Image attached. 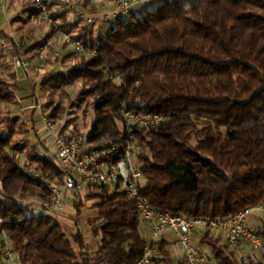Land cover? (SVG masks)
Segmentation results:
<instances>
[{
  "label": "trees",
  "instance_id": "obj_1",
  "mask_svg": "<svg viewBox=\"0 0 264 264\" xmlns=\"http://www.w3.org/2000/svg\"><path fill=\"white\" fill-rule=\"evenodd\" d=\"M78 2L91 12L89 0ZM48 9L65 34L97 51L91 58L74 52L85 60L39 84L40 94L51 87L54 95L83 82L80 101L93 97L95 119L82 144L94 150L126 141L120 116L124 102L134 111L167 116L157 131H133L140 150L141 193L155 208L174 216L228 219L264 205V0H152L100 33L56 2ZM34 12L32 1L29 17ZM55 34L52 28L50 36ZM45 41H34L26 53L37 56ZM104 66L118 71L125 85L107 80ZM1 67L0 233L9 236L20 264H137L147 240L135 204L119 189H87L97 214L92 224L98 245L93 251L81 230L70 239L55 218L26 209L29 200L52 199L29 170L57 184L62 173L54 159L36 148L22 163L26 145L12 142L18 134L16 120L2 114L10 113L16 85L1 79ZM59 106L49 112L43 107L55 122ZM74 207L79 218L82 207ZM250 229L264 239V218ZM203 244L217 264H243L239 253L209 233ZM255 254L248 255L251 264H264V252ZM158 260L175 264L163 243Z\"/></svg>",
  "mask_w": 264,
  "mask_h": 264
},
{
  "label": "built area",
  "instance_id": "obj_2",
  "mask_svg": "<svg viewBox=\"0 0 264 264\" xmlns=\"http://www.w3.org/2000/svg\"><path fill=\"white\" fill-rule=\"evenodd\" d=\"M35 12L30 16L32 22L41 20L55 29L56 34L65 43L72 46L77 55L86 58L95 57L96 50L85 48L81 40L73 39L69 34L63 33L60 25L51 16L48 9L50 0H33ZM61 8L73 13L85 25L94 27L98 24H110L119 18L127 16L134 8L150 3L152 0H113L111 10L99 13H87L81 9L78 0H54ZM0 7H4L0 0ZM30 41L21 39L14 30L0 31V49L7 55H13L15 69H21L29 76L31 63L27 57ZM51 47V41L43 46V51ZM44 60V55L40 56ZM104 76L107 80L119 85H125L123 76L118 71H113L104 66ZM36 104L34 109L39 113L49 144L55 150V161L62 173V183L38 173L30 172L31 177L43 184L52 194L51 201L29 200L41 208L44 217L59 216L63 202L67 195L84 194L90 186L108 185L113 190L119 189L125 193L135 206L139 218L143 223L150 225L151 235L146 239L147 246L137 264H163L158 260L159 246L167 231H171L177 239V244L183 252L185 264H206L207 258L199 246L198 234L215 233L218 231L226 235L228 249L240 254L243 264H251L250 257L245 253L243 245H248L256 254L264 252V239L248 227V219L259 212L264 215V205L247 208L232 218L203 219L174 216L155 208L149 199L141 193L143 174L136 163L138 140L134 135V128L148 132L157 131L165 124L169 117L155 113L134 111L129 109L124 102L120 105L121 128L127 137L124 142L110 143L104 149L83 151V141L74 134H65L62 123H57L48 117L40 102L39 96L33 92ZM120 152L114 160V155ZM30 205V204H28ZM4 224L0 220V226ZM0 256L10 264H20V259L15 253L9 236L0 233Z\"/></svg>",
  "mask_w": 264,
  "mask_h": 264
},
{
  "label": "rangeland",
  "instance_id": "obj_3",
  "mask_svg": "<svg viewBox=\"0 0 264 264\" xmlns=\"http://www.w3.org/2000/svg\"><path fill=\"white\" fill-rule=\"evenodd\" d=\"M32 1L33 0H28V1L26 0L27 6L28 5L31 6ZM4 11L0 7V26L6 25L7 22H9L13 18V15H14L13 12H9V11L6 15V13H4ZM87 13H90V12H87ZM65 17L70 18L66 15H65ZM8 19H9V21H8ZM70 19L73 20L74 17L72 16ZM28 21L32 24V26L30 27V30H31L30 32L32 34L35 33L36 31L37 32L41 31L43 33V32H46L48 29L49 30L52 29L51 25H49L48 23L41 21L39 19L32 22L30 20V17H29ZM25 28L23 29V30H25V33L23 35V37H24L23 39L30 41V46H31L34 42V38H33V36H31L29 34L30 32L26 31ZM15 33L17 34V36L22 37L16 31H15ZM55 35H54V37H57V38L60 37L57 34H55ZM49 40L51 41V45H52V43H53L52 40L51 39H49ZM46 42L47 41H45V43ZM45 43L42 44V47L39 49V51L37 53V56H36L37 60L41 63L44 62L45 65L48 63H50V64L58 63V58H56L55 55H56V53H59L58 50H60V49L63 50L64 46H60L59 43H57L56 46L50 47L48 50L43 51V46ZM28 49H29V47H28ZM68 51H69L68 53H73L74 52L73 47L70 46V48H68ZM1 54H5V53L0 49V57L2 56ZM42 54L44 55V60L40 59V56ZM27 57H28V55H27ZM28 59H29V57H28ZM65 59H66L65 60L66 62L65 61L63 62V60L61 62H59L60 64L62 63L61 65L63 68L71 67L73 65H78V64L82 63V61L85 60L81 56L74 57V55H71V54L69 55V57H67ZM1 62H2V60L0 61V63ZM1 65L2 64H0V66ZM1 70H2L1 79L12 83L11 78H9V75L11 73L10 67L9 66L4 67L2 65ZM19 71L22 75H25V77L27 76L23 70H19ZM38 76H39L38 78L43 77L42 80L45 81V79H48L49 73L38 72ZM28 77L33 78L32 75L28 76ZM36 79H37V77H35V79L32 81L33 84H34ZM42 80L40 79L37 82L38 86L36 87L35 92L39 96L41 104L44 105L43 107L46 109L47 112H49L53 108H55L57 105H60L59 106L60 110H59L58 119H56L57 123H62V126L64 125L66 128L72 127L73 132H71V134L76 135L80 141L84 142L85 139L91 134V130H92L94 119H95V114L93 111V101H94L93 97H87V98H85L84 101H82V102L80 101V94L84 89H86L85 86L83 85V82L79 81V82L74 83L71 87L62 88V89L58 90L54 95H50L51 94L50 93L51 87H48L46 92H44L42 95L39 93V87H40L39 84L42 82ZM34 85L36 86V84H34ZM5 90L10 91L9 89H5ZM35 103H36V100H35ZM46 104H48V106H50V107L47 108L45 106ZM19 126L20 125L17 126V128H18L17 133L18 134H16V136L13 138L12 142L13 143H20L23 146L26 145V149L22 153V155H23L22 163L24 164L26 161L25 157L26 156L29 157L30 153H32V151L35 149V147H34L33 143L27 142L28 141L27 129L26 128L23 129L22 126L21 127H19ZM82 135L85 138H83ZM82 150L85 152L88 151L89 146L85 144L83 146ZM137 153H140V150H138ZM136 158H137V155H136ZM136 163L139 164L138 159L136 160ZM29 171L35 172L34 170H29ZM88 194H89V191L87 190L84 194H81L77 197H76V195L75 196L74 195L72 196L71 194L67 195V197L65 198V200L63 202L62 209L59 213V216H56L55 219L62 225L63 230L65 231L66 235L70 239H72V237L75 235L77 230H81L85 236V239L88 243L89 248L93 251L97 248V245H98V238L95 236V233H94V227L95 226L92 224L93 219L96 217L95 216L96 211L93 208L94 201L88 200ZM75 203H76V205L82 207V214L79 218H77V216H76V209L74 207ZM28 204H30V203H27L26 206H29ZM30 209H32V206H31V208L29 207V211H30ZM35 213L41 214V208L39 207L37 212H35ZM255 217H259V221L262 222L264 215L259 213V212H255L250 218H255ZM260 222H259V224H260ZM255 227H256L255 224H253L252 229ZM246 247L248 249V252H246L247 255H249V256L253 255L254 256L255 252H253L248 245H246Z\"/></svg>",
  "mask_w": 264,
  "mask_h": 264
},
{
  "label": "crops",
  "instance_id": "obj_4",
  "mask_svg": "<svg viewBox=\"0 0 264 264\" xmlns=\"http://www.w3.org/2000/svg\"><path fill=\"white\" fill-rule=\"evenodd\" d=\"M28 1V0H27ZM90 1V13H99V12H105L108 10L113 9L114 3L113 0H89ZM55 2L54 0L49 1V5ZM4 7L1 8L4 13L13 12V18L7 22L6 25L0 26L1 31L8 32L10 29H13L21 36L24 35L25 30H23L25 27L27 32H30V27L32 24L28 21L29 19V9L31 6H27L26 0H3ZM64 11V10H63ZM7 18V17H6ZM106 27H108V24H98L94 26V29L97 31V33L102 32ZM31 36H33L34 41H40L42 42L45 38H47V41L49 39L52 40L51 47L56 46L57 43H59L60 46H64L63 50H58L59 53H56L55 57L58 58V63L56 64H44V62H39L37 60V57L34 54H27L31 63V73L29 76H33V78H30L28 76L25 77V75H22L19 70L21 69H15L13 65V55H7L3 54L2 58V65L4 67L9 66L11 69V74L13 75L11 78V82L16 85V92H15V101L10 105V113L3 111V117L6 119L11 118L15 121L17 131V126L23 127V129H27V136L28 141L30 143H33L34 147L42 154L51 157L55 160V150L54 148L49 144V140L45 134V131L43 129L42 123L39 119V113L37 110H35L33 107L36 104L35 98H33V102L30 103L31 95H33V92L36 90V87L34 84H37V82L43 77L38 78V72H45L49 73V76H51L55 72L64 71L66 68L62 67V63L60 64L62 60L64 61L65 56L69 57V55H74L73 53H68V48H70L69 45H66L65 42L61 38L51 37L50 36V30L48 29L46 32L36 31L35 33H29ZM51 37V38H50ZM66 62V61H65ZM68 65V64H67ZM66 65V66H67ZM50 68V69H49ZM37 77V81L35 80L33 84V80ZM64 128V125H63ZM65 134H71L73 132L72 127H68L63 129ZM83 138H85L82 135ZM85 144H83L84 146ZM73 196V195H72ZM75 196V195H74ZM30 209L29 211V207ZM28 208V209H27ZM38 205L35 202H31L29 206H26V209L29 211V213H35L38 210ZM32 211V212H31ZM97 216V214H95ZM259 217L255 218H249L248 219V226L252 228L253 224L255 226H259ZM141 233L143 236L147 239L151 235V227L150 225L146 223H141L140 226ZM206 234V233H205ZM204 234V235H205ZM203 235V236H204ZM203 236L198 234L199 240V246L202 249L203 253L207 254L208 257L210 256L211 259L207 260L206 264H217L216 260H214L212 256V251L209 249L206 245L203 244ZM211 238L217 240L220 245L226 246V235L221 232H215L210 234ZM161 243L165 246L166 251L169 253L170 258L175 264H179L180 262H184V255L182 250L177 244V239L173 235L171 231H167L165 235L163 236ZM243 249L246 252H248V249L246 245H243ZM247 254V253H246ZM0 264H10L5 258L0 256Z\"/></svg>",
  "mask_w": 264,
  "mask_h": 264
}]
</instances>
